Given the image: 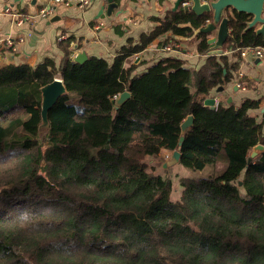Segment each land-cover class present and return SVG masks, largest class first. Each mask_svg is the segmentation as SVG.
I'll return each mask as SVG.
<instances>
[{
    "label": "trees",
    "instance_id": "obj_1",
    "mask_svg": "<svg viewBox=\"0 0 264 264\" xmlns=\"http://www.w3.org/2000/svg\"><path fill=\"white\" fill-rule=\"evenodd\" d=\"M228 17L224 49L264 45L251 15ZM212 19L181 3L112 62L68 51L59 66L0 62V264H264V149L248 163L264 145L250 113L260 100L198 99L231 80L224 55L195 71L177 56L124 67L168 31L196 34L205 55ZM56 77L67 92L42 134L41 87ZM175 149L189 171L176 201L173 179L147 170V157Z\"/></svg>",
    "mask_w": 264,
    "mask_h": 264
},
{
    "label": "crops",
    "instance_id": "obj_2",
    "mask_svg": "<svg viewBox=\"0 0 264 264\" xmlns=\"http://www.w3.org/2000/svg\"><path fill=\"white\" fill-rule=\"evenodd\" d=\"M113 1L117 7L110 15L109 0H93L86 7H81L75 0L70 5H55L53 14L48 17L19 24L17 14H34L48 0H0V62L37 66L52 59L59 66L67 51H74L75 45H78V53L84 51L88 56L103 57L112 62L126 46L137 44L143 33L151 32L171 10L183 3L177 6V0ZM225 13L231 14L233 9L229 8ZM216 34L211 31L208 38ZM200 40L196 34L165 32L142 52L128 56L124 67L136 64V72L140 73L155 61L177 56L185 61L186 67L200 70L209 56L199 52ZM228 51L229 48H225L222 55L230 66L231 80L213 88L209 94H199L198 99L205 103L213 98L225 107L239 106L248 98L260 100V106L251 109L250 113L264 122V59L241 58L238 50ZM192 91L196 92V88L192 87ZM176 165L181 166L180 163Z\"/></svg>",
    "mask_w": 264,
    "mask_h": 264
},
{
    "label": "water",
    "instance_id": "obj_3",
    "mask_svg": "<svg viewBox=\"0 0 264 264\" xmlns=\"http://www.w3.org/2000/svg\"><path fill=\"white\" fill-rule=\"evenodd\" d=\"M184 0H177V6ZM192 2L191 8L198 15H202L206 12H211L213 19L206 26L200 30L203 32L216 31L217 34L214 37L208 38L209 48L207 54L210 55H222L224 54V45L230 36L229 29V17L225 13L227 9L232 8L238 12H245L251 15V20L248 22V29L256 28L257 33L264 36V0H190ZM108 14L112 13V10L117 7V3L113 0H109ZM88 58L86 52H79L76 61H84ZM219 88H222L221 86ZM67 92L64 81L56 77L52 82L41 87L42 93V123L40 125L41 133L43 134L49 126V112L52 107L58 102L59 98ZM131 96L130 91L126 90L122 92L117 98V105H121L127 98ZM214 99L209 98L205 101L206 105L213 106ZM193 124V115H189L182 123V133H186L187 129ZM184 140V135L180 138V144ZM264 149L263 144H258L252 149L248 158V163H251L253 159ZM181 151L175 149L171 158L164 164V166H172L180 162Z\"/></svg>",
    "mask_w": 264,
    "mask_h": 264
},
{
    "label": "built area",
    "instance_id": "obj_4",
    "mask_svg": "<svg viewBox=\"0 0 264 264\" xmlns=\"http://www.w3.org/2000/svg\"><path fill=\"white\" fill-rule=\"evenodd\" d=\"M75 0H48V3L45 4L44 7L40 8L36 13L34 14H17V21L19 24H22L24 22H36L41 17H48L53 14L54 12V6L58 4H65L70 5ZM93 2V0H77V3L81 7H86L90 5ZM184 6H190L191 1L190 0H184L183 1ZM6 11H9V8L6 9ZM62 38V36L60 37ZM170 47L168 46L167 49ZM78 45H75L74 51L71 53L70 57L72 59H76L78 55ZM236 50L239 51L241 58H247V57H258L260 59H264V45H248L243 47H237ZM234 49H229V53L233 52ZM117 97V96H116ZM214 107L220 106L219 102H215L213 104ZM225 107V106H224Z\"/></svg>",
    "mask_w": 264,
    "mask_h": 264
},
{
    "label": "rangeland",
    "instance_id": "obj_5",
    "mask_svg": "<svg viewBox=\"0 0 264 264\" xmlns=\"http://www.w3.org/2000/svg\"><path fill=\"white\" fill-rule=\"evenodd\" d=\"M172 152L163 151L155 157H147V170L162 174L165 176H170L174 182V191L172 194V199L174 201L178 200L181 196L183 187L180 183V178L188 176L189 171L184 169L182 166L172 165L164 166V164L171 158Z\"/></svg>",
    "mask_w": 264,
    "mask_h": 264
}]
</instances>
